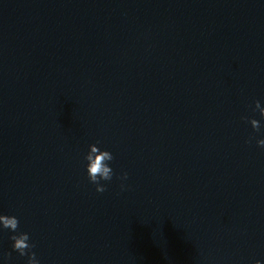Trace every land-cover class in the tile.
<instances>
[{
  "label": "clouds",
  "instance_id": "9594fccd",
  "mask_svg": "<svg viewBox=\"0 0 264 264\" xmlns=\"http://www.w3.org/2000/svg\"><path fill=\"white\" fill-rule=\"evenodd\" d=\"M253 111H258L261 118H264V107H261L259 101L254 102ZM242 119L247 120L248 123H250L254 132H261L262 126L259 120L247 116L242 117ZM254 139L256 145L264 149V138L256 139L255 136H250L246 143H251ZM89 149V152L85 156V160L87 161L86 171L88 180L96 186V191L98 193H103L107 190V186L102 184L101 181H111L114 175L113 169L108 163L114 160V156L108 150H101L96 144L89 145ZM127 178L128 174L126 172L119 177L121 180H126ZM121 188L123 189V185H121ZM0 226L13 233H18L10 237L13 241L12 249L22 257L27 256V264H40L36 253L32 251L35 245L29 243V234L27 232H18L19 219L16 216L0 214ZM7 255L10 257L11 253H8ZM254 264H262V262L256 260L254 261Z\"/></svg>",
  "mask_w": 264,
  "mask_h": 264
}]
</instances>
